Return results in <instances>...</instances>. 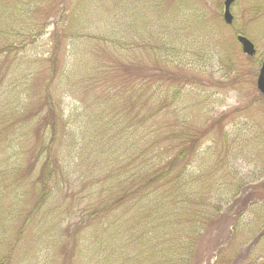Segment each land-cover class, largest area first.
<instances>
[{
	"label": "rangeland",
	"instance_id": "rangeland-1",
	"mask_svg": "<svg viewBox=\"0 0 264 264\" xmlns=\"http://www.w3.org/2000/svg\"><path fill=\"white\" fill-rule=\"evenodd\" d=\"M74 4L86 7L89 0H65L66 8L79 12ZM44 6L42 1L33 16L24 17L41 21L48 9ZM230 10L232 22L226 24L223 0H94L86 10L94 25L87 28L100 35L126 34L119 38L127 40L124 45H116L114 51L94 46L100 69L92 78L103 72V80L97 85L74 81V88L58 91L63 111L88 102L107 85L146 79L149 88L159 84L152 106L144 110L153 111L159 103L162 105L156 120L162 129V145L169 143L164 133L178 112L186 115V129L200 137L192 160L178 161V169L187 163L193 174L201 173L206 193L219 190L217 194H222L233 190L230 182L236 189L243 181H252L264 171V106L256 87L264 58V0H235ZM81 27L74 24L76 30ZM51 28L43 29L44 38L37 45L47 43ZM237 34L254 44L255 55L241 51ZM6 59L0 60V264H154L148 253L135 254L139 246L128 243L130 202L118 204L97 218L88 214L97 202L115 199L121 191L112 188L99 194V178L91 164L71 161L69 175L56 173L48 182L52 187L50 197L35 207L38 190L34 186L35 171L29 173V169L39 143L32 130L20 132L14 125L18 116L7 112L20 110V94L15 77L9 82L2 80L8 65L15 70L18 55L11 52ZM35 66L39 74L25 94L29 112L38 106L45 82L41 70L47 65L39 61ZM37 161H43L42 155ZM18 164L29 176L14 170ZM218 177L220 186L212 185ZM262 191L253 190L251 196H264ZM210 245V239L205 240L200 248L202 255L208 253ZM234 249V245L226 247V260L232 258L228 256ZM241 260L232 263H246ZM253 264L264 263L258 260Z\"/></svg>",
	"mask_w": 264,
	"mask_h": 264
},
{
	"label": "trees",
	"instance_id": "trees-1",
	"mask_svg": "<svg viewBox=\"0 0 264 264\" xmlns=\"http://www.w3.org/2000/svg\"><path fill=\"white\" fill-rule=\"evenodd\" d=\"M42 1L48 8L46 17L39 22L26 19L25 14L33 16ZM93 1L89 0L86 7L74 4L79 9L75 12L66 8L65 0H0V60L7 61L11 52L19 59L15 70L8 65L2 76L8 82L15 77L20 94V110L7 112L18 116L14 125L20 132L32 130L39 143L29 169V173L35 171V207L50 197L52 187L48 182L56 173L69 175L71 161L91 164L99 178V194L112 188L121 191L115 199L97 202L88 214L97 218L118 204L130 202L128 226L132 223V227L128 243L139 246L135 254L148 253L154 264H209L212 258L216 260L211 264H233L238 258L245 264L258 260L264 263V196H251L253 190L264 192V171L236 189L230 182L233 190L222 194L213 189L204 192L201 184L205 178L201 173L193 174L186 168L187 163L177 168L178 161L192 160L199 145V135L186 129V115L174 114L172 126L164 133L169 143L163 146L162 129L156 125L162 105L159 103L153 111L144 110L152 106L159 84L149 88L146 79L123 80L119 85H107L69 112L63 111L58 91L74 88V81H93L97 85L103 80V72L92 78L100 69L94 46L114 51L116 45H124L127 40L119 38L126 34L100 35L87 28L94 25L86 13ZM73 23L82 27L76 30ZM47 26H52L47 43L37 45ZM30 48L34 51L30 52ZM39 61L47 65L41 70L45 82L36 110L29 112L25 109V94L39 74L35 66ZM41 155L43 161L38 162ZM19 167L18 164L14 170L29 176L26 169ZM227 168L232 169L230 165ZM218 179H213L212 185L220 186ZM253 197L257 199L247 201ZM207 239L211 245L204 256L200 248ZM229 244L235 249L228 256L232 258L226 260Z\"/></svg>",
	"mask_w": 264,
	"mask_h": 264
},
{
	"label": "water",
	"instance_id": "water-1",
	"mask_svg": "<svg viewBox=\"0 0 264 264\" xmlns=\"http://www.w3.org/2000/svg\"><path fill=\"white\" fill-rule=\"evenodd\" d=\"M234 1L235 0H224L223 1V20L227 24H230L232 22V14L230 11V6ZM237 40L241 45V49L243 53L249 56L254 55L255 53L254 45L248 38H246L243 35H238ZM256 86H257V89L262 94L263 105H264V59L261 62V66H260L259 73H258L257 80H256Z\"/></svg>",
	"mask_w": 264,
	"mask_h": 264
}]
</instances>
